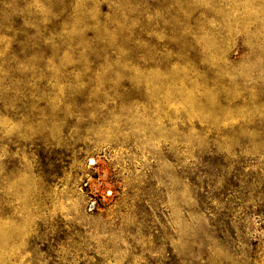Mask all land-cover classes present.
<instances>
[{
	"label": "rangeland",
	"instance_id": "rangeland-1",
	"mask_svg": "<svg viewBox=\"0 0 264 264\" xmlns=\"http://www.w3.org/2000/svg\"><path fill=\"white\" fill-rule=\"evenodd\" d=\"M0 264H264V0H0Z\"/></svg>",
	"mask_w": 264,
	"mask_h": 264
}]
</instances>
